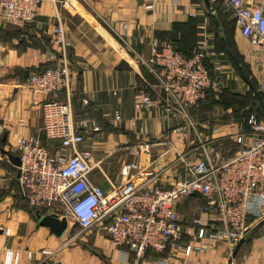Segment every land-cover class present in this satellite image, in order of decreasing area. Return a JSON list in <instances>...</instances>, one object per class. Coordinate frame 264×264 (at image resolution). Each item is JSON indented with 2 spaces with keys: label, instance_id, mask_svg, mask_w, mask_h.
Masks as SVG:
<instances>
[{
  "label": "crops",
  "instance_id": "obj_1",
  "mask_svg": "<svg viewBox=\"0 0 264 264\" xmlns=\"http://www.w3.org/2000/svg\"><path fill=\"white\" fill-rule=\"evenodd\" d=\"M63 1L41 0L34 20L25 26H11L0 14V264H4L6 250L19 252L17 264H32L43 256V249L57 250L65 264H165L162 259L169 256L168 249L147 250L134 261L126 247L114 246L96 227L82 230L60 210L32 213L18 183V166L10 158L18 156L16 139L36 135L51 151L57 140L46 139L42 132L43 95L32 96L22 85L29 74L47 66L52 30L59 19L70 42L74 124L84 135L81 147L90 151L92 162H99L91 180L107 189L110 183L123 182L134 174L140 181L145 176L139 171H143L144 175L154 173L153 181L167 186L183 173L179 164L172 163L175 152L169 142L190 153L196 138L190 134L189 139L180 140L168 133L182 123L180 116H166L156 106L142 109L135 105L142 89L151 98L163 96L156 77L144 64L151 40H170L183 55H189L205 39L219 63L236 50L256 76L253 49L218 0H68L69 7ZM122 23L128 25L124 32ZM208 63L216 72L213 62ZM187 114L195 123V132L223 153L237 146L228 137L230 132H223L225 127L209 124L205 110L189 107ZM89 119L95 127L82 126ZM190 156L201 155L194 151ZM197 204L195 197L177 203L184 226H190ZM51 213L65 220L61 235L52 225L41 223ZM187 243L194 250L184 255L181 247L175 249L170 264H226L230 258L225 241L203 248V240L191 242L184 233L179 244ZM230 264H264V224L249 232Z\"/></svg>",
  "mask_w": 264,
  "mask_h": 264
},
{
  "label": "built area",
  "instance_id": "obj_2",
  "mask_svg": "<svg viewBox=\"0 0 264 264\" xmlns=\"http://www.w3.org/2000/svg\"><path fill=\"white\" fill-rule=\"evenodd\" d=\"M218 1L230 11L241 37L252 47L258 67L257 83L264 92V0L256 4L248 0ZM40 2L0 0V14L8 24L20 27L34 20ZM62 5L69 7L71 1L65 0ZM121 28L124 32L128 25L122 23ZM49 43L47 66L29 74L22 85L32 96L43 95L42 132L46 139L57 140L51 151L36 135H20L16 139L18 183L29 205L60 210L82 230L98 228L114 246L126 247L134 261L147 250L168 249L171 256L181 247L184 255H189L194 246L179 244L184 233L191 242L203 240V248L225 241L231 256L237 242L264 220V121L251 114L246 129L239 127L227 134L237 145L229 153H223L195 132L187 109L199 105L210 90L216 92L221 84L219 76H209L203 62L207 58L215 71L222 68L207 41L202 40L190 56H185L169 40L153 38L144 64L156 77L163 96L151 98L142 89L135 100L142 109L156 106L166 116L183 119L168 133L180 140L189 139L190 134L196 138L190 153L169 142L175 152L172 163L180 165L182 175L164 186L153 181L154 173L144 175L139 171L145 176L142 180L130 175L123 182L110 183L107 189L91 180L90 174L99 162H92L90 151L81 147L84 135L74 124L70 42L59 19ZM114 118L118 119V115ZM82 126L95 127V123L89 119ZM2 132L0 123V135ZM194 151L201 156L191 157ZM193 195L200 196L205 205L198 208L201 215L196 216L194 210L195 216L186 227L178 217L176 205ZM5 232L8 234L9 230ZM42 252L43 256L32 264H65L57 250ZM169 256L162 259L165 264H170ZM19 258L17 250H6L4 264H17Z\"/></svg>",
  "mask_w": 264,
  "mask_h": 264
},
{
  "label": "rangeland",
  "instance_id": "obj_3",
  "mask_svg": "<svg viewBox=\"0 0 264 264\" xmlns=\"http://www.w3.org/2000/svg\"><path fill=\"white\" fill-rule=\"evenodd\" d=\"M223 59L224 60L221 62L223 68L220 69V72H215V77L219 76L221 84L219 89L213 94L214 97L211 103V107H207L204 109L199 104L195 108L205 110V113H207V115L209 116V124L218 126L222 125L223 127H225L223 130L224 133H233L239 127H241L242 129H246V120L251 114L261 116L259 104H257L258 101L256 95L250 89L249 83H246V81L243 79L237 67H239V69L245 70L244 74L246 73V79L252 85H254L256 91L259 94V97L261 98L263 96V101L264 94L262 93L264 92L259 90L258 83H255L257 81V77L254 76L252 72L246 71L245 66L239 57L233 56L232 59V57L230 56H225L223 57ZM220 91H222L221 96L219 95ZM225 101L227 102V104H224ZM227 112L231 114V119L224 120L225 118H227ZM204 205L205 202L200 203L196 206V216L201 215L198 208L203 207Z\"/></svg>",
  "mask_w": 264,
  "mask_h": 264
},
{
  "label": "trees",
  "instance_id": "obj_4",
  "mask_svg": "<svg viewBox=\"0 0 264 264\" xmlns=\"http://www.w3.org/2000/svg\"><path fill=\"white\" fill-rule=\"evenodd\" d=\"M10 25V24H9ZM25 25H27V24H25ZM25 25H23V26H25ZM11 26H14V25H11ZM15 27H19V26H15ZM170 41V40H169ZM171 43H172V45H173V47L179 52V53H181V51L178 49V47L172 42V41H170ZM192 53V52H191ZM182 54V53H181ZM191 54H189V55H185V56H190ZM225 56H230V57H232V59H233V56L234 57H239L240 59H241V61H242V63L244 64V66H245V69H246V71L247 72H251V70H250V68H249V65L243 60V58H242V56H240L238 53H237V51L236 50H231V52L229 53V54H225ZM210 60L209 59H204V65H205V67H206V70H207V72H208V74H209V76L210 77H215V72L212 70V68H211V66H210V64L208 63ZM235 61V60H234ZM211 63V62H210ZM237 67V66H236ZM45 68V67H44ZM43 68V69H44ZM43 69H41V70H43ZM237 69H238V71L241 73V75H242V77H243V79L246 81V83H249V86H250V89L255 93V95H256V98H257V104H259V108H260V112H261V116H258L257 115V117L260 119V120H262V121H264V101H263V99H262V97L260 98L259 97V94H258V92L256 91V88L254 87V85H252L247 79H246V77H245V75H246V73L244 74V69L242 70V69H239V67H237ZM41 70H39V71H41ZM255 83H257V81L255 82ZM214 92L213 91H209L208 92V94H207V96H206V99L203 101V102H200V105H201V107L202 108H207V107H211V103H212V101H213V97H214ZM221 94H222V91H220V93H219V95L221 96ZM262 94H264V93H262ZM229 100V99H228ZM230 101V100H229ZM227 104V102L225 101L224 102V104ZM198 106V105H197ZM228 111V110H227ZM229 119H231V114L229 113V112H227V118H225L224 120H229ZM235 148H237V146H232V149H235ZM188 197H195L197 200H198V204H200V203H203L204 202V200L200 197V196H198V195H193V196H188ZM24 200H25V198H24ZM26 201V200H25ZM27 202V201H26ZM27 204H28V202H27ZM197 204V205H198ZM29 205V204H28ZM196 205V206H197ZM196 208V207H195ZM43 210H45L44 208H33V207H31V211H32V213H35V214H38V215H41V211H43ZM264 224V223H263ZM260 225H262V224H257L256 226H254L253 228L255 229V228H257V227H259ZM252 228V229H253ZM251 229V230H252ZM250 230V231H251ZM249 231V232H250ZM249 234V233H248ZM244 241V240H243Z\"/></svg>",
  "mask_w": 264,
  "mask_h": 264
},
{
  "label": "water",
  "instance_id": "obj_5",
  "mask_svg": "<svg viewBox=\"0 0 264 264\" xmlns=\"http://www.w3.org/2000/svg\"><path fill=\"white\" fill-rule=\"evenodd\" d=\"M11 160L17 165L19 166V158L18 156H11L10 157ZM41 223H47L49 225H52V228L54 229V231L58 234V235H61L63 233V231L65 230V226H66V223H65V220L63 219H58V216L56 214H47L45 216H43L41 218ZM264 223V220L261 221L259 224H263ZM243 238L240 239L237 244L235 245V247L233 248L232 250V253H231V256L230 258L228 259V261L226 262V264H230L231 261H232V258L235 256L238 248L240 247L241 243L243 242Z\"/></svg>",
  "mask_w": 264,
  "mask_h": 264
}]
</instances>
